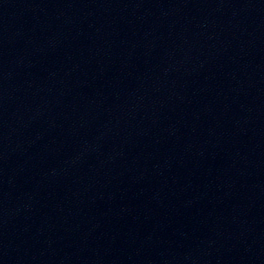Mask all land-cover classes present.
<instances>
[{
  "label": "water",
  "instance_id": "95a60500",
  "mask_svg": "<svg viewBox=\"0 0 264 264\" xmlns=\"http://www.w3.org/2000/svg\"><path fill=\"white\" fill-rule=\"evenodd\" d=\"M0 264H264V0H0Z\"/></svg>",
  "mask_w": 264,
  "mask_h": 264
}]
</instances>
